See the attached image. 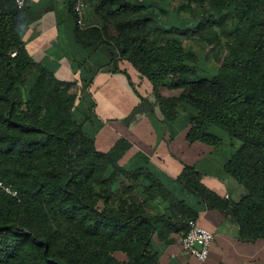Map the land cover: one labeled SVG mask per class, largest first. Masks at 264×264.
<instances>
[{
    "label": "trees",
    "instance_id": "obj_1",
    "mask_svg": "<svg viewBox=\"0 0 264 264\" xmlns=\"http://www.w3.org/2000/svg\"><path fill=\"white\" fill-rule=\"evenodd\" d=\"M87 3L94 24L76 26L81 46L106 45L169 121L181 105L194 112L190 141L218 147L216 129L238 143L224 170L246 195L229 212L243 239L264 236V0L181 1L178 12L197 23L168 35L126 0ZM25 9L0 0V181L19 200L0 187V264H158L155 232L171 242L195 215L150 173L123 169V151L97 149L74 114L73 84L24 49ZM199 60L218 63L209 78L196 75ZM195 179L190 168L181 177L188 186ZM157 197L169 204L164 213L146 208Z\"/></svg>",
    "mask_w": 264,
    "mask_h": 264
},
{
    "label": "crops",
    "instance_id": "obj_2",
    "mask_svg": "<svg viewBox=\"0 0 264 264\" xmlns=\"http://www.w3.org/2000/svg\"><path fill=\"white\" fill-rule=\"evenodd\" d=\"M72 1L27 0L19 38L35 63L60 78L63 77L65 80L62 82L73 84L71 92L77 97L74 114L82 123L85 134L93 140L92 126L87 117L84 118L88 108L83 100H79L83 85L93 78L78 79L77 76H82L86 70L97 71L98 76L102 75L98 90L105 89L109 92L121 88V91L127 93L132 92V85H146L137 74L131 72L129 77L127 71L123 72L122 68L116 67L106 45L83 47L78 43L75 37L76 24L70 8ZM181 1L184 0H126L130 5L143 7V16L166 35L175 30L193 28L197 23L189 14L178 12ZM88 18V23L94 20L91 14ZM90 24H94V21ZM100 93V100L107 109L110 98L105 93ZM179 108L182 110L177 116L180 123L168 126L169 129L162 133L163 147L123 152L124 158L120 165L129 173L144 171L154 176L169 193L193 212L199 224L214 237L207 259L199 262L181 252L182 236L173 234L170 236L173 241H163L157 231L152 241L158 264H264V236L243 239L229 212L232 204L238 203L246 195L245 188L224 170V165L238 143L216 129L211 132L222 139V144L218 147L190 141L187 131L194 112L182 105ZM172 123L175 124L176 119ZM150 130L147 127L145 133ZM173 139L177 154L168 145ZM95 145L98 149L96 142ZM187 168L192 169L196 175L191 186L181 180ZM140 178L141 176L138 177ZM140 180L143 185L149 184L142 178ZM168 205L166 200L157 197L146 208L151 213H164Z\"/></svg>",
    "mask_w": 264,
    "mask_h": 264
},
{
    "label": "rangeland",
    "instance_id": "obj_3",
    "mask_svg": "<svg viewBox=\"0 0 264 264\" xmlns=\"http://www.w3.org/2000/svg\"><path fill=\"white\" fill-rule=\"evenodd\" d=\"M186 47L201 54L204 52L202 47L197 42L184 41ZM197 76L209 78L215 68L218 66L216 61H210L203 64L199 60ZM198 62V63H199ZM59 81H64L63 77H59L51 72ZM97 71H84L81 78H93L88 83L83 85L81 90L82 96L80 101H84L85 107L88 108L87 117L94 132L93 140L98 145V149L103 152L119 153L123 152H140L143 149L150 150L151 147L160 149L163 147L161 135L169 129L168 126L179 124L180 120L176 118L174 121H169L160 113L156 106L152 94L148 93L141 86H133L132 92L121 91V88L116 91H107L99 89L101 85L102 75L98 76ZM76 78V79H77ZM162 95L175 97L181 93V90L161 89ZM100 92L105 93L110 98V104L107 109L103 106L100 100ZM72 93V92H71ZM90 99V101L88 100ZM79 101V102H80ZM89 102V104H88ZM88 104V105H87ZM178 111L182 110L178 107ZM150 127V131L145 133V129ZM178 128L176 132H178ZM177 134V133H176ZM172 152L176 153V143H168ZM178 156V155H177ZM123 154L120 157V164L123 162Z\"/></svg>",
    "mask_w": 264,
    "mask_h": 264
},
{
    "label": "built area",
    "instance_id": "obj_4",
    "mask_svg": "<svg viewBox=\"0 0 264 264\" xmlns=\"http://www.w3.org/2000/svg\"><path fill=\"white\" fill-rule=\"evenodd\" d=\"M14 6L18 10H22L27 6V0H12ZM87 0H73L72 11L74 21L77 27L84 30L90 25L87 22ZM15 52L11 53V57L15 56ZM0 187L12 197L17 198V192L5 187L0 181ZM18 200V198H17ZM19 201V200H18ZM213 234L203 228L198 219H189L186 221V232L180 239V250L184 255H190L199 262H204L209 254Z\"/></svg>",
    "mask_w": 264,
    "mask_h": 264
}]
</instances>
